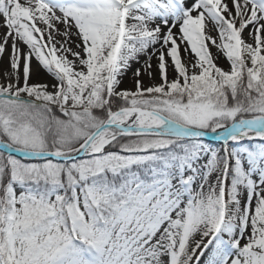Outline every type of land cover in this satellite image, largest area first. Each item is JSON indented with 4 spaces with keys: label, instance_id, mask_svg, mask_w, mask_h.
Segmentation results:
<instances>
[{
    "label": "snow or ice",
    "instance_id": "snow-or-ice-1",
    "mask_svg": "<svg viewBox=\"0 0 264 264\" xmlns=\"http://www.w3.org/2000/svg\"><path fill=\"white\" fill-rule=\"evenodd\" d=\"M254 141L264 0H0V264H264Z\"/></svg>",
    "mask_w": 264,
    "mask_h": 264
},
{
    "label": "rangeland",
    "instance_id": "rangeland-1",
    "mask_svg": "<svg viewBox=\"0 0 264 264\" xmlns=\"http://www.w3.org/2000/svg\"><path fill=\"white\" fill-rule=\"evenodd\" d=\"M211 34H212L213 36L216 35L215 32H213V33H211ZM211 51H212L213 55H216V49H215V48H212ZM143 59H144V57H141V60H143ZM225 63H226V62H224L223 59H222V60H221V63H220V66L224 67V66H225ZM152 64H153V68L155 69V65H156V59H155V58H153V60H152ZM37 79H38L37 77H33V81H32V82H36ZM39 80H40V82H43L44 80H46V78L39 77ZM131 83H132V81H131V77H130V76H129V77L127 76V77L125 78V86H131ZM245 143H257V144H259V143H264V142L254 141V142H245ZM216 146H219V144L217 143Z\"/></svg>",
    "mask_w": 264,
    "mask_h": 264
},
{
    "label": "bare ground",
    "instance_id": "bare-ground-1",
    "mask_svg": "<svg viewBox=\"0 0 264 264\" xmlns=\"http://www.w3.org/2000/svg\"><path fill=\"white\" fill-rule=\"evenodd\" d=\"M137 67H140V65L139 64H137V63H135V62H133L132 63V66H131V68L128 70V77L130 76L131 77V75H132V72L137 68ZM41 77H43V78H46L47 79V77L46 76H41Z\"/></svg>",
    "mask_w": 264,
    "mask_h": 264
},
{
    "label": "water",
    "instance_id": "water-1",
    "mask_svg": "<svg viewBox=\"0 0 264 264\" xmlns=\"http://www.w3.org/2000/svg\"><path fill=\"white\" fill-rule=\"evenodd\" d=\"M207 140H208V141H210V140H211V138L209 137V138H207Z\"/></svg>",
    "mask_w": 264,
    "mask_h": 264
}]
</instances>
